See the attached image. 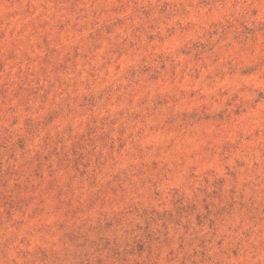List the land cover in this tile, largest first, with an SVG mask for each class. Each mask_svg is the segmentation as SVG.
Masks as SVG:
<instances>
[{"label": "rangeland", "instance_id": "374dc122", "mask_svg": "<svg viewBox=\"0 0 264 264\" xmlns=\"http://www.w3.org/2000/svg\"><path fill=\"white\" fill-rule=\"evenodd\" d=\"M0 264H264V0H0Z\"/></svg>", "mask_w": 264, "mask_h": 264}]
</instances>
